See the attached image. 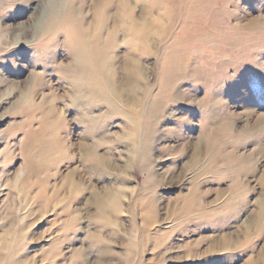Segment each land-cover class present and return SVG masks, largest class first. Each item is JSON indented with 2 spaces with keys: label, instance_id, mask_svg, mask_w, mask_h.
Here are the masks:
<instances>
[{
  "label": "rangeland",
  "instance_id": "374dc122",
  "mask_svg": "<svg viewBox=\"0 0 264 264\" xmlns=\"http://www.w3.org/2000/svg\"><path fill=\"white\" fill-rule=\"evenodd\" d=\"M48 1L0 0V240L10 244L4 259L263 264L264 0H130L140 22L162 18L165 9L174 13L162 22L165 34L152 24L161 36L150 35L143 54L124 43L129 27L119 0H82L88 26L94 21L90 32L104 23L117 31L111 70L123 95L108 102L81 88L84 97L75 101L80 61L69 30L49 36ZM132 52L143 70L130 83L138 105L125 91L123 64ZM170 71L178 74L168 93ZM157 99L159 116L148 119ZM92 120L94 138L85 136ZM47 139L63 151L40 173L44 189L27 175V157H36V142ZM82 143L97 144L104 166L91 169ZM68 178L81 187L74 198ZM93 192L99 199L118 194L120 212L107 210L116 227L95 210ZM12 230L17 237L10 240Z\"/></svg>",
  "mask_w": 264,
  "mask_h": 264
},
{
  "label": "bare ground",
  "instance_id": "6f19581e",
  "mask_svg": "<svg viewBox=\"0 0 264 264\" xmlns=\"http://www.w3.org/2000/svg\"><path fill=\"white\" fill-rule=\"evenodd\" d=\"M101 2H102L103 5L104 4L105 5H110V3H113V0H103ZM131 3L132 2L130 0H119V8L121 9V14H122V18L121 19L125 22L126 26L129 27V31H128L129 34H127V37L125 38V40L124 39L123 40H124L125 44L132 43V48H131L130 51L135 49L136 50V52H135L136 54L137 53H142L143 54V49L144 50L150 49V46H151V41H150V37L151 36L150 35L154 34V36L159 37V36H161V32H162V34H165L168 31L165 28V26L162 25V22H164V20L167 19V18L172 19L174 13H170V9L169 10L168 9L164 10V8H163L162 9V10H164V14H162V15H164L162 17L163 19L162 18H156V19L150 20V22H148V18L142 16L143 20H141V22H140V21H137V19H135L136 8ZM48 9H50V11L52 10L51 11V15L49 16L48 25H47V27L49 28L48 32L50 33L49 36H51L52 34H55L56 31H58L59 29L62 30L63 27H64L65 30H69L70 31V34L72 36L70 39L73 38L72 40L69 41V45H70L72 54L76 58H78V60L80 61V65H79L81 67L80 68V72L82 71L79 75H76V76L72 77L73 78V82H74V90L79 91L80 88L81 89H85L86 91H89L91 93L93 98L97 99V98L101 97V100H100L101 102H102V100H103V102L104 101L108 102V98L110 96H112V95H115L117 97L119 96V94L121 95L123 89H120V87H119V89H117V87L114 85V83H113V80H114L113 75L114 74L112 73V71L114 72V70H111L112 69V58L111 57L113 55V52L116 51V44H117L116 43L117 31H116L115 27H109L107 25L108 23L107 24L104 23L103 27H101V28H99L97 30L95 29L93 31V33L90 32V30L92 31V27L95 26V25L91 24V23L94 22L93 21L88 26V23L86 21V14L83 11L84 9H83V1L82 0H49L48 1ZM159 9H161V8H159ZM101 11L104 14V9L103 8L100 9V12ZM185 11H187V10L185 9ZM190 12H191V10H190ZM187 13H189V10H188ZM142 14H145L144 11L142 12ZM106 15L107 14L105 13V16ZM104 17H103V19H105ZM185 17L186 16H184V18ZM103 19H100V20H102V23H103ZM111 21H109V23ZM188 21H189V19H188ZM115 22H117V21H115ZM160 23H161V25H160ZM152 24H154V25L157 24L159 26V30H160V28H162L161 32L160 31H156L155 33H153L154 31H153ZM184 27H185V24H184ZM170 32H171V30H170ZM105 35L107 36L106 44L103 43L102 46H100L101 44L98 45L99 40ZM132 35H135L136 37L134 36L135 37L134 38ZM123 37H125V36H123ZM181 39H182V37H181ZM185 40H188V39H185ZM140 47H141V49H140ZM172 48H173V46H172ZM176 48L178 50V48H180V47H176ZM170 50H171V48H170ZM171 51H169V52H171ZM165 52H167V51H165ZM171 53H173V52H171ZM162 54H163V52H162ZM177 55L178 54L176 53V56ZM134 56H135V54H133V52H132V54L128 53L126 55L125 62L123 64V68H124V70L127 71V75H128V78H127L128 82H126L127 89L125 91L129 92L128 95H130V97H131V98L129 97L130 100H132V102H134L135 105H138L140 103L139 102L137 104V101H136V95L138 94V90H137V88L134 87L135 85L134 86L132 84L130 85V83L132 82L131 79L134 80V78L137 79L138 77L143 76L142 75V71L143 70H142V68L140 66V63L137 61V59ZM169 62H171V64H172V60H170ZM164 64H165V62H164ZM178 68L179 67H177V69ZM175 71H177V70H175ZM73 72H74V70H73ZM179 73H180V71H179ZM165 74H167V73H165ZM177 74H178V72H176V74L174 73L175 77H172L171 79L167 78L168 80L166 79L168 81L166 86H165V84H163L165 87H169L168 90H167L168 93L170 92L171 89H173V86H175L174 82H175V78H177L176 77ZM162 78H161V80H164V77H162ZM166 80L163 83H165ZM134 81L137 82L136 80H134ZM70 83H72V82H70ZM83 94L84 93H81V92L76 94L74 96L75 101L77 102L78 99L81 101L80 98L84 97ZM159 102L160 101L157 99V100H155L152 103L153 105L150 106L151 107L150 108L151 111H150V114H148V117H149L148 119H150L152 114L156 115L160 111L161 107H160V103ZM164 102H165V100H164ZM80 104H81V102H80ZM78 105H79V103H78ZM157 115L159 116V114H157ZM127 117L130 118V119H135V116H133V115L132 116L128 115ZM48 120H50V119H48ZM90 122L91 123L88 125L89 127H87V130H88L89 133L85 132L86 133L85 136L89 135V137H93L94 138V136H92V135L94 134V129L96 127V123L97 122H94V120H92ZM148 124H149V122H148ZM52 128H53V126H52ZM54 129H53V131H54ZM45 130H46V132H45ZM45 130H44L45 133H43V131H42V133L46 134V135L51 131V129L48 130V131H47V129H45ZM145 132H147V131H145ZM150 133H151V131H150ZM151 134H153V133H151ZM39 137H42V136H39ZM44 137H48V136H44ZM41 139H43V138H41ZM52 139H53V137H52ZM52 139H51V142L47 139L50 143H48L47 141H43V142L41 141V143H39L40 141L39 142L35 141L36 143H38V149H39V154L36 157L33 156L34 157L33 158V157L29 156L28 153H26L29 156V157H27V158H29L28 161H27L28 162V170H29L27 175L28 176L30 175L31 179L34 178L33 179L34 180V184L35 183L42 184V186H41L42 188H44L43 184L45 186L46 182H44V180L41 179L42 177L40 178V176H39L40 173L43 172L42 170L45 171L46 169H48V167L51 166V164H54V162L59 159L58 158V156H60L59 153H61L63 151L62 148L60 147L61 144H58V143L52 141ZM89 139H91V138H89ZM53 140H55V139H53ZM29 143H30V141H29ZM61 143L63 144V142H61ZM96 145H97L96 143H91L89 145L87 143H82L81 144V149H82V152H83L81 154H83V157L85 159L87 158L91 162H93V166L91 168L93 170H95L98 167L104 166V160L101 159V157L99 156V154H98L99 151H97V147H95ZM64 153L65 152H63V154ZM26 168H27V166H26ZM29 183H30V179H29ZM66 185L68 186L67 190L70 191L69 195L72 196V197L75 196V195H79L82 192L81 191V187L79 185L75 184L72 178H68V180L66 182ZM44 189H42L41 193H43ZM22 193H24V192L22 191ZM98 194L99 193H96V192H93V195L91 194L92 197H93L92 198L93 203H95L97 205V209H95V210H98V212L101 213L102 217L104 218L103 220H104V222H106V224H108V225H110L112 227H116L117 226V221H116L117 219L114 220L113 218H110L112 216L109 217V215L107 214V212H108L107 210L108 209L109 210H114L115 211V212L113 211L114 213L120 212V210H121V209H119L120 208L119 207L120 204H118L119 202L117 201V198H116V197H118L117 196L118 194H116V193L115 194H111V195L109 194L110 196H106L107 198L103 197V198H100V199L98 198L100 194L99 195ZM95 197H97V198H95ZM56 198H58L57 192L52 195L51 200L52 199L53 200H57ZM49 203H51V202H49ZM52 203H54V202L52 201ZM55 203H58V202H55ZM73 216H74V214H73ZM75 216L78 218L79 214L75 213ZM14 237L15 238L17 237V232H15V230H12V233L10 234V238L9 239L10 240L14 239ZM7 240L6 239L4 241L0 240V264H16L13 261L12 258H10V260L7 261V260L4 259V256L2 255V251L5 252L8 249H10V244L7 242ZM224 245H225V248L228 247L227 243H225ZM261 260L263 261V264H264V255H263Z\"/></svg>",
  "mask_w": 264,
  "mask_h": 264
}]
</instances>
